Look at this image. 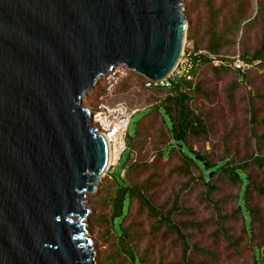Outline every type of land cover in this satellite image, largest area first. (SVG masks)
Returning <instances> with one entry per match:
<instances>
[{
    "label": "water",
    "instance_id": "water-1",
    "mask_svg": "<svg viewBox=\"0 0 264 264\" xmlns=\"http://www.w3.org/2000/svg\"><path fill=\"white\" fill-rule=\"evenodd\" d=\"M184 1L0 0V264H96L86 204L110 153L83 97L119 66L167 81Z\"/></svg>",
    "mask_w": 264,
    "mask_h": 264
},
{
    "label": "trees",
    "instance_id": "trees-1",
    "mask_svg": "<svg viewBox=\"0 0 264 264\" xmlns=\"http://www.w3.org/2000/svg\"><path fill=\"white\" fill-rule=\"evenodd\" d=\"M233 2V14L226 18L222 16L221 10L216 8L214 0H206L204 35L207 41L201 46L195 35L188 30L187 40L193 41V48L185 53L188 57L183 73L171 76L166 86L151 84L148 87V80L130 71L113 86L114 89L119 88L117 93L121 90L126 92L130 89L131 80L138 79L137 82H141L144 92L146 108L136 126L134 136L129 135L128 129L125 137L128 156L123 165L124 175L120 177L110 169L107 174L109 178L101 182L97 200L94 202L98 213L92 220L103 229L98 239L104 248V264H146L145 258L138 257L136 250V243L141 236L136 229L138 225L131 219L132 212L145 216L153 233L173 238L174 244L180 249L182 264H195L193 256H212L208 249L190 243L192 236L189 232L202 231L204 224L194 220H176L178 216H194L193 211L184 207L180 196H176L171 204H158L156 193L153 192L158 175L153 173L144 177L160 162L172 164L174 160L178 163L172 165L170 174L185 179V189L201 187L203 192L200 199L213 208L216 219L215 230L210 235L212 242L216 245L220 242L226 244L227 250H232V255H240L244 250L250 249L254 254V264H260L262 260L259 246L254 240L258 235L264 236V184L254 178L250 169L254 168L264 174V157L256 155L257 153L243 158L226 154L215 162L209 153L202 155L193 147L195 143L208 142L212 130L211 112L204 111L199 103L214 104L215 95L201 79L202 74L207 73L217 81L229 74L234 75L232 83L226 88V99L229 105H233L235 92L245 88L253 71L264 68V8L258 6L256 15L247 19L245 1ZM256 24L261 25L263 36L253 54L250 56L247 51L242 50L238 41V52L233 57L240 56L249 64L256 61L258 63L245 73L228 66L214 67L212 58L228 63L232 60L233 57L224 55L223 50L228 45L236 44L232 38L238 36L244 28ZM102 95L103 91H99L96 85L87 95L84 105L94 103ZM101 104L109 108L120 105L128 112H133L125 103L113 106ZM246 112L250 114L247 124L251 136L261 149L264 145V134L258 135L257 130L262 119L258 118L253 99L248 101ZM158 117L161 128L157 131L158 143L152 144L155 154L151 161L141 158V151L151 139V132L158 127ZM145 119H148V126L143 124ZM197 157L202 158L203 162H199ZM223 186L236 191L234 201L237 208L227 215H222L219 201L215 200ZM254 200L262 205H257ZM231 219L241 223L239 237L233 235L231 229L226 226V222Z\"/></svg>",
    "mask_w": 264,
    "mask_h": 264
},
{
    "label": "rangeland",
    "instance_id": "rangeland-1",
    "mask_svg": "<svg viewBox=\"0 0 264 264\" xmlns=\"http://www.w3.org/2000/svg\"><path fill=\"white\" fill-rule=\"evenodd\" d=\"M246 5L245 17L252 18L256 15L257 7L262 6L264 8V0H244ZM205 3L206 0H185L184 1V16L187 21V36L188 30L195 35L196 40L201 46H204L207 38L204 35L205 31ZM216 8L221 10L223 17H228L233 14L235 4L233 0H214ZM264 19V14H263ZM262 27L259 24L248 26L244 28L241 33L233 37L236 41L235 45H228L223 54L227 57H233L238 52L237 42L239 41L242 50H245L251 56L262 40ZM193 48V41H188L186 37V43L184 47V53L191 51ZM186 55V54H185ZM185 57L182 60L185 62ZM254 63H258L257 61ZM234 75L229 74L227 77H223L222 80L217 81L212 79L207 73H203L201 79L206 82V87L209 90L214 91V104H208L200 102L199 106L204 111H210V124L212 130L210 132L208 142H199L193 145L194 150L202 155L209 153L211 158L216 162L218 159L226 154L233 156L238 155L240 158L249 156L252 153L264 157V145L261 149L256 145V140L251 136L249 125L247 121L250 119V114H247V103L253 99L256 112L259 119H262L261 126L258 128V135L264 134V68H260L258 71H253L250 75L248 83L235 92L234 104L229 105L226 99V88L232 83ZM133 78L131 80L130 89L126 92L118 89L108 88L105 85V79L100 81L97 86L99 91H103L102 97L96 99L94 103L86 106H98L104 103L108 106L117 105L119 103H125L136 113L131 119V125L129 128V135L134 136L135 129L140 119L145 112L146 103L144 98V92L141 88V82H137ZM96 87V86H95ZM104 87V88H103ZM158 127L152 131V137L148 140V144L142 148L141 158L153 160L155 151L152 148L153 143H158V129L160 117L156 120ZM145 126L149 125L148 119L143 121ZM128 156V152H125L120 156L117 164L111 168V171L120 175H124L123 165ZM178 163L177 160L171 164L169 162H160L154 169H152L144 177H149L151 174H157L158 178L155 179L156 187L153 190L156 193V202L158 204L169 203L171 204L176 196H180L181 203L187 209L193 211L194 216H178L176 220L178 222L196 221L204 224L203 230H191V244H198L201 247L208 249L211 253V257L193 256L192 259L195 264H254V254L248 249L244 250L240 255H232V250H227L226 244H215L210 239L211 233L215 230L214 221L216 219L213 208L209 207L200 196L203 192L201 187L184 188L186 182L185 179L172 176L170 169L172 165ZM254 178L264 184V174L256 169H250ZM108 174V173H107ZM103 179H108L109 176ZM103 181V180H102ZM101 185V184H100ZM99 185V187H100ZM98 187V190H99ZM98 193V191H97ZM97 193L94 195L88 194L87 208L91 211L89 214L86 225L89 237L93 242L94 253L96 255V264H104V252L101 241L98 239L99 234L103 231L100 226L93 222V218L97 217L98 209L94 208V202L97 200ZM236 191L222 187L221 193L215 196V200L219 201L220 208L222 209V215L230 214L231 211L237 208L236 201H234ZM101 195H98V199ZM254 202L261 206V202L254 200ZM131 219L138 225L137 232L140 233V240L136 243V250L139 256L145 258L146 264H182L181 254L178 246L174 244L173 238H165L162 234L153 233L150 229V222L145 216H140L132 212ZM226 226L231 229V233L236 237L241 235V223L233 219L226 222ZM153 233V234H152ZM254 243L259 247V251L262 254V260L260 264H264V236L258 235L254 240Z\"/></svg>",
    "mask_w": 264,
    "mask_h": 264
},
{
    "label": "built area",
    "instance_id": "built-area-1",
    "mask_svg": "<svg viewBox=\"0 0 264 264\" xmlns=\"http://www.w3.org/2000/svg\"><path fill=\"white\" fill-rule=\"evenodd\" d=\"M185 57V62L182 60V58ZM187 57L188 55H185L184 51L182 53V57L173 72V75H181L183 73V67L187 63ZM212 63L214 67H220V66H228L231 67L237 71H240L242 73H245L248 71L253 65H256L257 63L249 64L245 61H243L240 56H235L232 58V60L228 62H223L221 60H218L216 58H212ZM128 70L125 67L119 66L114 69V71L108 73L104 79H105V85L110 90L113 88V86L117 83V81L121 78H125L128 75ZM168 81V80H167ZM167 81L161 82L159 84H154L149 81L147 86L149 87L151 84L154 85H161L166 86ZM89 94V93H88ZM86 94L83 97L82 106L87 107L92 112V120L91 125L94 126L98 133L103 134L109 145V153L111 156V153L116 154L118 148L120 145L123 146L122 151L119 153L118 158L115 162H109V170L114 167L118 160L120 159V156L127 152L126 144H125V137L128 133L130 121L135 114V112H128L127 109L124 106H117L115 108H109L103 104L99 106H86L84 105V101L87 98Z\"/></svg>",
    "mask_w": 264,
    "mask_h": 264
},
{
    "label": "bare ground",
    "instance_id": "bare-ground-1",
    "mask_svg": "<svg viewBox=\"0 0 264 264\" xmlns=\"http://www.w3.org/2000/svg\"><path fill=\"white\" fill-rule=\"evenodd\" d=\"M122 149H123V146L120 145V147L118 148L116 154L111 153V156H110V162H115V161L117 160L118 155H119V153L122 151Z\"/></svg>",
    "mask_w": 264,
    "mask_h": 264
}]
</instances>
